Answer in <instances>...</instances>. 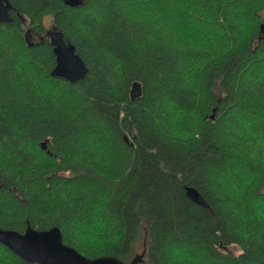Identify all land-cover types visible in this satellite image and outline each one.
I'll use <instances>...</instances> for the list:
<instances>
[{
    "label": "trees",
    "instance_id": "1",
    "mask_svg": "<svg viewBox=\"0 0 264 264\" xmlns=\"http://www.w3.org/2000/svg\"><path fill=\"white\" fill-rule=\"evenodd\" d=\"M8 1L0 229L125 264H264V0ZM45 15L83 80L51 76ZM0 264L30 263L0 244Z\"/></svg>",
    "mask_w": 264,
    "mask_h": 264
},
{
    "label": "water",
    "instance_id": "2",
    "mask_svg": "<svg viewBox=\"0 0 264 264\" xmlns=\"http://www.w3.org/2000/svg\"><path fill=\"white\" fill-rule=\"evenodd\" d=\"M64 4L69 7L81 5L80 0H66ZM12 6L8 0H0V23H10L12 17L10 11ZM264 32V25L260 26ZM52 46V53L55 58V66L51 76L61 78L71 84L83 80L87 74V67L80 57L75 53L72 44L64 39L63 34L57 29L48 31L46 34ZM140 86L133 83L130 90V97L133 99L139 96ZM215 111L211 115L214 119ZM187 197L195 204L206 208L194 188H185ZM0 244L9 249L18 258L30 264H125L119 259L111 256L88 259L77 253L74 249L63 243L61 232L58 228H51L47 231H37L27 223L26 230L19 234L11 230L0 229Z\"/></svg>",
    "mask_w": 264,
    "mask_h": 264
},
{
    "label": "rangeland",
    "instance_id": "3",
    "mask_svg": "<svg viewBox=\"0 0 264 264\" xmlns=\"http://www.w3.org/2000/svg\"><path fill=\"white\" fill-rule=\"evenodd\" d=\"M53 17L52 15H45L41 19V24L43 25L44 29H51ZM229 249L233 250L234 252H237L236 248L233 246H230ZM140 252V251H139Z\"/></svg>",
    "mask_w": 264,
    "mask_h": 264
},
{
    "label": "flooded vegetation",
    "instance_id": "4",
    "mask_svg": "<svg viewBox=\"0 0 264 264\" xmlns=\"http://www.w3.org/2000/svg\"><path fill=\"white\" fill-rule=\"evenodd\" d=\"M52 25H53V23H52ZM53 28H55L56 29V27L53 25L52 27H51V29H45V32H44V35L46 36V34H47V32L48 31H51V30H53ZM47 37V36H46ZM34 40V39H33Z\"/></svg>",
    "mask_w": 264,
    "mask_h": 264
}]
</instances>
